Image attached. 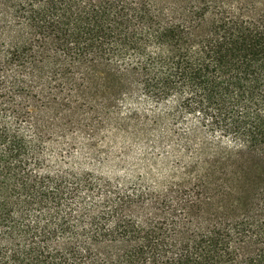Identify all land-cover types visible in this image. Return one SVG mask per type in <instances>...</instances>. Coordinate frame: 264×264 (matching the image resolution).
<instances>
[{
	"label": "trees",
	"instance_id": "trees-1",
	"mask_svg": "<svg viewBox=\"0 0 264 264\" xmlns=\"http://www.w3.org/2000/svg\"><path fill=\"white\" fill-rule=\"evenodd\" d=\"M0 264H264V0H0Z\"/></svg>",
	"mask_w": 264,
	"mask_h": 264
},
{
	"label": "rangeland",
	"instance_id": "rangeland-1",
	"mask_svg": "<svg viewBox=\"0 0 264 264\" xmlns=\"http://www.w3.org/2000/svg\"><path fill=\"white\" fill-rule=\"evenodd\" d=\"M121 164L122 163L118 161L117 159L113 160L111 158L101 163H96L94 165L93 163L86 161L82 166L88 167V168L92 167L97 172L101 173L102 175H106V176H113V175H116L117 173H122V172L133 174L130 169L129 170L125 169L124 167L121 166Z\"/></svg>",
	"mask_w": 264,
	"mask_h": 264
}]
</instances>
